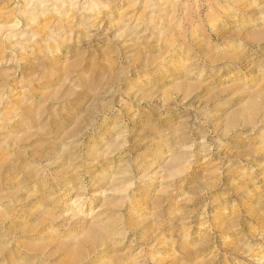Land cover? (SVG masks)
Wrapping results in <instances>:
<instances>
[{"label": "rangeland", "instance_id": "rangeland-1", "mask_svg": "<svg viewBox=\"0 0 264 264\" xmlns=\"http://www.w3.org/2000/svg\"><path fill=\"white\" fill-rule=\"evenodd\" d=\"M0 264H264V0H0Z\"/></svg>", "mask_w": 264, "mask_h": 264}, {"label": "bare ground", "instance_id": "bare-ground-1", "mask_svg": "<svg viewBox=\"0 0 264 264\" xmlns=\"http://www.w3.org/2000/svg\"><path fill=\"white\" fill-rule=\"evenodd\" d=\"M27 5V4H26ZM76 201H74L73 203H75ZM73 217H76L77 219H79L80 214L79 213H73Z\"/></svg>", "mask_w": 264, "mask_h": 264}]
</instances>
